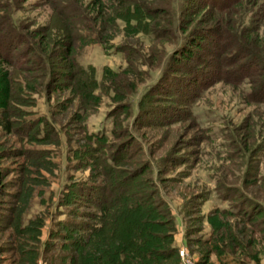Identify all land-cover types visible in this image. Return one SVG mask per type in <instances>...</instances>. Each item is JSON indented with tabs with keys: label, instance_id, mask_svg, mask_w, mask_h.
Listing matches in <instances>:
<instances>
[{
	"label": "rangeland",
	"instance_id": "1",
	"mask_svg": "<svg viewBox=\"0 0 264 264\" xmlns=\"http://www.w3.org/2000/svg\"><path fill=\"white\" fill-rule=\"evenodd\" d=\"M86 2L0 0V25L28 43L0 48V264H73L81 239L91 262L137 226L124 206L139 197L146 217L172 227L178 261L181 246L195 261L199 243L217 241L224 263L259 264L264 0L120 7L107 40ZM33 30L48 54L29 50ZM67 42L73 67L57 58Z\"/></svg>",
	"mask_w": 264,
	"mask_h": 264
},
{
	"label": "trees",
	"instance_id": "2",
	"mask_svg": "<svg viewBox=\"0 0 264 264\" xmlns=\"http://www.w3.org/2000/svg\"><path fill=\"white\" fill-rule=\"evenodd\" d=\"M146 1L150 0H144V3H140V0H87L85 7L92 14L93 22L97 25L96 29H100L102 25L103 28L108 29V33H102L99 36L100 38L107 40L112 38L118 30V25L116 24L115 20L117 17V14H115L117 8L123 7L124 9H130L131 6L134 8L138 5L139 9L145 10L146 8L148 9ZM238 4H240V2H238ZM157 11L163 12V9L158 7ZM185 26L186 24L183 25V27ZM32 32L35 37L39 36L36 30H33ZM13 36L14 38H19L18 43H27V40L23 38L24 36L22 33H14L13 26L7 24V26L5 25L3 28L2 25H0V48L6 49L10 46L15 48L16 44H12V41H15ZM205 36L206 34H204V36L201 35L192 38L189 42V45L196 48H201L202 45L200 44V39ZM40 39L41 37H38L36 43L29 46V50H35L36 48H39V50L43 49V51L46 52L47 50L43 46L44 42ZM64 44H62L60 49L57 50V58L60 61L67 60V66L73 67L72 61L66 57L71 50L70 44L69 42ZM238 51L239 54H245V52L241 50H237V52ZM46 53L48 54L49 52L47 51ZM190 54L191 50L189 49L183 50L180 55L188 58ZM251 55L253 56V54ZM255 56H253V63H256V65H261L258 60H256ZM262 59H264V56ZM34 61L35 60L29 59L30 63ZM26 69H28L27 71L30 70L29 68ZM78 83L82 84V81L79 80ZM262 87L264 90V85H262ZM258 97L262 98V95ZM1 124L6 130L10 129L9 121L5 118L2 120ZM119 193L120 194L117 199L120 200V203H125L126 192L124 190H120ZM138 199L139 200H136L134 205L131 203L128 205L124 204V208L126 210L128 209L130 211L132 209H136L135 211H138L137 213L141 215V219L138 220L139 222L137 226L129 230V232L124 237L111 240L110 244L106 243L104 246L98 249L97 252L94 250L93 254L91 255L93 257L91 262L90 260H87L88 256H90L89 246H83V240H79L77 242L79 248L73 256L75 260L73 264H176L178 261L177 250L170 244L172 242L173 235L172 227L169 228V232H163L161 227L163 226L164 220L159 219V216L154 218L146 217L150 211L142 204L140 197ZM115 201H117L116 198ZM258 214L259 212L248 213L247 221L252 222V219L257 218ZM251 215L253 218H251ZM239 231L242 232V230ZM235 233L229 232L227 234V239L229 242L225 246H227L230 251H235L241 247L240 242L236 239ZM195 241L197 242L198 240ZM215 243L218 242H212L210 246L205 247L200 246L201 244L199 243V245L196 246L197 257L194 264H207L210 252L215 254L219 264H226L220 257L222 251L224 250V244L222 245L223 247H218Z\"/></svg>",
	"mask_w": 264,
	"mask_h": 264
},
{
	"label": "built area",
	"instance_id": "3",
	"mask_svg": "<svg viewBox=\"0 0 264 264\" xmlns=\"http://www.w3.org/2000/svg\"><path fill=\"white\" fill-rule=\"evenodd\" d=\"M195 261L189 255L187 248L185 246H181L179 249V261L178 264H194Z\"/></svg>",
	"mask_w": 264,
	"mask_h": 264
},
{
	"label": "crops",
	"instance_id": "4",
	"mask_svg": "<svg viewBox=\"0 0 264 264\" xmlns=\"http://www.w3.org/2000/svg\"><path fill=\"white\" fill-rule=\"evenodd\" d=\"M258 262H259V264H264V257L260 258ZM207 264H219L215 254L213 252L209 253ZM240 264H244V263L240 262ZM246 264H256V263L254 262V259H252L251 261L247 262Z\"/></svg>",
	"mask_w": 264,
	"mask_h": 264
}]
</instances>
